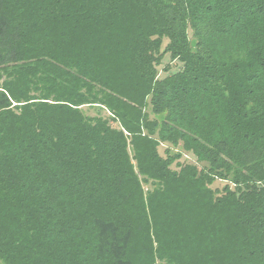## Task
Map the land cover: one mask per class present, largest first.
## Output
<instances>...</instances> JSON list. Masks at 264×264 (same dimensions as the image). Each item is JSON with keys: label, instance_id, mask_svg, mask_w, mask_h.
I'll list each match as a JSON object with an SVG mask.
<instances>
[{"label": "trees", "instance_id": "16d2710c", "mask_svg": "<svg viewBox=\"0 0 264 264\" xmlns=\"http://www.w3.org/2000/svg\"><path fill=\"white\" fill-rule=\"evenodd\" d=\"M0 264H264V0H0Z\"/></svg>", "mask_w": 264, "mask_h": 264}, {"label": "rangeland", "instance_id": "374dc122", "mask_svg": "<svg viewBox=\"0 0 264 264\" xmlns=\"http://www.w3.org/2000/svg\"><path fill=\"white\" fill-rule=\"evenodd\" d=\"M169 63V66L171 67V70L170 71H174L176 69H178L179 67V63L177 61H169V57H168V54H166L161 62V64L158 66V70H159V74L160 76L164 75L163 72H162V67ZM84 111L87 113V114H90V115H93L95 114V109L93 108H89V107H84L83 108ZM104 115H106L105 113H103ZM165 145H161L158 147V151L160 154H163V148H164ZM176 150V149H175ZM181 161H186V162H191V163H195V160H194V157L192 155H190L189 153H186L182 156L181 158ZM223 182L222 181H216L215 182V185L217 186H222Z\"/></svg>", "mask_w": 264, "mask_h": 264}]
</instances>
